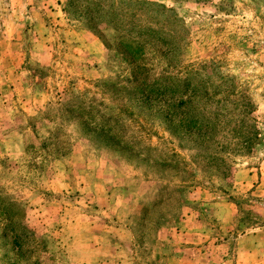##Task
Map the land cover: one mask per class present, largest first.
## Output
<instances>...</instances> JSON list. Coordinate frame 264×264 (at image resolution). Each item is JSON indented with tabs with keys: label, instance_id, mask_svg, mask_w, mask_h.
I'll list each match as a JSON object with an SVG mask.
<instances>
[{
	"label": "rangeland",
	"instance_id": "rangeland-1",
	"mask_svg": "<svg viewBox=\"0 0 264 264\" xmlns=\"http://www.w3.org/2000/svg\"><path fill=\"white\" fill-rule=\"evenodd\" d=\"M71 1L0 0V264H264V0Z\"/></svg>",
	"mask_w": 264,
	"mask_h": 264
},
{
	"label": "trees",
	"instance_id": "trees-1",
	"mask_svg": "<svg viewBox=\"0 0 264 264\" xmlns=\"http://www.w3.org/2000/svg\"><path fill=\"white\" fill-rule=\"evenodd\" d=\"M74 2H76V0H72L71 1V4L72 3H74ZM145 4L146 5H148V7L149 6H155V7H158L155 3H153V4H151V3H146L145 2ZM95 6H97V7H100V5H95ZM148 30H142V34H144L145 32H147ZM137 33H138V35H142L141 34V32H140V30H138V31H136ZM125 39V38H124ZM126 41H127V39H125ZM122 41V45H123V47H124V52L126 53V55L130 58V60L133 62V63H137V61L139 60V58H140V55H141V53H142V51H141V49L140 48H138L137 46H136V42L135 41H132V40H130V41Z\"/></svg>",
	"mask_w": 264,
	"mask_h": 264
}]
</instances>
